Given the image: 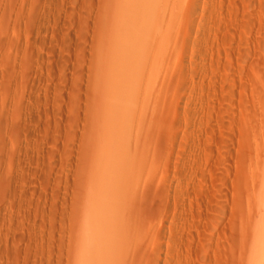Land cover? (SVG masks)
I'll list each match as a JSON object with an SVG mask.
<instances>
[{
	"label": "rangeland",
	"instance_id": "rangeland-1",
	"mask_svg": "<svg viewBox=\"0 0 264 264\" xmlns=\"http://www.w3.org/2000/svg\"><path fill=\"white\" fill-rule=\"evenodd\" d=\"M0 264H264V0H0Z\"/></svg>",
	"mask_w": 264,
	"mask_h": 264
},
{
	"label": "bare ground",
	"instance_id": "bare-ground-1",
	"mask_svg": "<svg viewBox=\"0 0 264 264\" xmlns=\"http://www.w3.org/2000/svg\"><path fill=\"white\" fill-rule=\"evenodd\" d=\"M118 29H119V28H118ZM117 46L120 47V48H122V49H123L122 51H124L123 46H119V44H118ZM124 46H125V45H124ZM128 47H129L130 51L128 50ZM131 48L134 49V47H132V46H127L125 52H124V53L121 52V54L125 55V54H127L126 52L128 51V52H131V53H129V55H130V54L133 55V54H134V53H133L134 50L131 51ZM113 51H114V50H113ZM117 51H118V50H117ZM117 51H116V52H117ZM135 51H137V50H135ZM119 53H120V52H117V54H119ZM132 55H131V56H132ZM126 56H128V54H127ZM126 56H124V57L126 58ZM131 56H129V58H130ZM115 59H116V58H115ZM115 65H116V64H115ZM115 65H114V66H115ZM125 65L127 66V64H125ZM115 67H116V66H115ZM127 67H128V66H127ZM131 69H132V68H131ZM120 71H122V70L120 69ZM115 72H116V71H115ZM126 72H129V73H130L129 70L126 71ZM136 72H137V71H136ZM121 73H122V72H121ZM127 74H128V73H127ZM122 75H123V74H122ZM123 78H124V77H123ZM123 78H121V79H123ZM117 80H118V79H117ZM119 81H120V80H119ZM127 81H128V80H127ZM121 89H123V88H121ZM112 102H113V101H112Z\"/></svg>",
	"mask_w": 264,
	"mask_h": 264
}]
</instances>
